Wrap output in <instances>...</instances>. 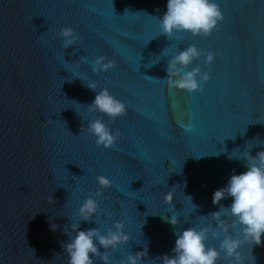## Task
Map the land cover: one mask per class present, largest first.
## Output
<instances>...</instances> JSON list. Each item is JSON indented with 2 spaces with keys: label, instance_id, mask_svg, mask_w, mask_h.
<instances>
[{
  "label": "water",
  "instance_id": "obj_1",
  "mask_svg": "<svg viewBox=\"0 0 264 264\" xmlns=\"http://www.w3.org/2000/svg\"><path fill=\"white\" fill-rule=\"evenodd\" d=\"M217 2L223 20L210 35L169 37L157 19L166 0H0V264H67L63 229L79 220L97 173L112 184L80 227L104 231L123 221L129 239L108 250L113 262L146 243L139 264H154L170 253L174 229L215 226L207 217L220 206L213 190L233 169L244 170L229 154L264 139V0ZM65 25L79 37L66 48L58 35ZM189 43L202 54L187 67L198 63L210 73L191 93L161 80L168 57ZM207 50L215 52L211 62ZM96 55L113 66L93 72ZM89 79L122 99L126 113L90 111L96 90L82 82ZM96 116L120 131L110 147L87 131ZM166 191L174 194L170 203ZM184 195L198 205L194 211ZM172 212L176 225L161 218ZM208 242L218 246L219 237L209 234ZM239 251L243 264H264V235ZM228 259L221 253L217 264ZM94 264L104 262L97 256Z\"/></svg>",
  "mask_w": 264,
  "mask_h": 264
},
{
  "label": "clouds",
  "instance_id": "obj_2",
  "mask_svg": "<svg viewBox=\"0 0 264 264\" xmlns=\"http://www.w3.org/2000/svg\"><path fill=\"white\" fill-rule=\"evenodd\" d=\"M222 18L223 11L217 0H166L165 10L157 19L160 32L171 37L174 32L180 31L207 35L218 26ZM58 35L62 37L64 48L75 43L79 38L71 25L60 27ZM201 54V49L194 43L180 48L168 57L167 76L161 80L166 81L170 88L183 89L189 93L201 89L204 82L210 78V73L207 70L201 71L198 63L190 68L187 67ZM214 56V51L207 50L204 52L205 62H211ZM113 64L114 61L106 59L105 56L96 55L91 70L93 72L106 70ZM82 82L88 88L96 90L91 103L88 104L90 111L101 112L113 118L126 113V103L113 95L107 87L97 90L95 80H82ZM86 128L95 137V143L105 148L113 145L120 136V131L111 129L100 116L89 119ZM254 144L264 145V139L246 141L243 151L236 149L229 154V159L242 160L244 170L237 172L233 169L226 183L213 190L212 203L220 206L217 210L211 211L207 217L215 221V226L209 222L174 229L175 240L170 253L158 254L153 259L154 264H217L221 253L229 258L227 264H243L239 251L241 243L248 242L251 247L253 244L261 243L264 235V147L253 155L250 149ZM96 181L98 186L94 193L86 196L79 205V220L72 221L63 229L68 236L67 240L61 242L67 256V264H94L97 256L104 264H139L140 258L147 254L146 243L142 250L129 252L123 259L115 262L110 259L108 250L115 249L120 243L129 239V234L123 230L122 220H114L104 231L98 227H80L81 220L92 219L93 214L96 213L98 200L95 197L102 195L103 189L112 184L108 176L100 173H97ZM173 195L171 191H166L163 199L170 203ZM184 196L187 197L194 211L198 205L193 203L191 195ZM229 196L231 197L229 204L220 203ZM161 218L172 225L179 223L176 212ZM50 227L54 230L57 225L53 227L51 224ZM209 234L212 237H219L218 246L208 242ZM98 246H102L105 251L101 252Z\"/></svg>",
  "mask_w": 264,
  "mask_h": 264
},
{
  "label": "snow or ice",
  "instance_id": "obj_3",
  "mask_svg": "<svg viewBox=\"0 0 264 264\" xmlns=\"http://www.w3.org/2000/svg\"><path fill=\"white\" fill-rule=\"evenodd\" d=\"M220 8H221V10L223 11V6L220 4ZM221 20H223V18L221 19ZM220 20V21H221ZM211 34V32L209 33V34H207V35H210ZM207 35H202V36H207ZM181 42H183V41H181Z\"/></svg>",
  "mask_w": 264,
  "mask_h": 264
}]
</instances>
